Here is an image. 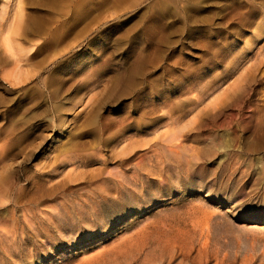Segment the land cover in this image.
Instances as JSON below:
<instances>
[{"label": "rangeland", "instance_id": "rangeland-1", "mask_svg": "<svg viewBox=\"0 0 264 264\" xmlns=\"http://www.w3.org/2000/svg\"><path fill=\"white\" fill-rule=\"evenodd\" d=\"M7 1L0 264H264V0Z\"/></svg>", "mask_w": 264, "mask_h": 264}, {"label": "bare ground", "instance_id": "bare-ground-1", "mask_svg": "<svg viewBox=\"0 0 264 264\" xmlns=\"http://www.w3.org/2000/svg\"><path fill=\"white\" fill-rule=\"evenodd\" d=\"M7 1V0H6ZM230 1V0H229ZM232 1V0H231ZM8 2V1H7ZM234 2V1H233ZM239 3V2H238ZM19 7V6H18ZM196 11V10H195ZM260 11H261V9H260ZM253 14V13H252ZM250 18V17H249ZM12 30H14V29H12ZM11 31V30H10ZM14 32V31H13ZM260 32V31H259ZM8 33V32H7ZM255 33H257V32H255ZM256 36H257V34H256ZM4 39V43H5V46L3 47V48H6V49H4V50H6V52H9L10 50L9 49H11L12 48V46L10 47V41H9V39H10V37H8V35L6 34L5 35V37L3 38ZM253 40V39H252ZM252 42H254V41H251V40H247L246 41V45H247V47L245 48V50H242V51H234V46H232V45H230L229 47H228V52L229 53H231V59H230V61L228 62V64H227V69H226V72H225V74H223V76H222V79H224L225 81H226V79H228V78H230V77H232V76H234V75H236L237 74V78L235 79L236 81L237 80H239L240 78L242 79V74H243V71L246 69V68H250V67H253V63H252V65L251 66H246L245 68H244V66L242 65H240L245 59H246V57H247V51L249 50V49H252V47H251V44L250 43H252ZM212 46V45H211ZM219 51V50H218ZM218 53V52H217ZM258 53H259V51H258ZM222 54V53H221ZM218 55V54H217ZM10 56H12V58H13V61L14 62H16L17 61V59L18 58H15V54H13V53H11L10 54ZM224 58V57H223ZM256 59H254V61H255ZM253 61V62H254ZM209 70V69H208ZM208 73V72H207ZM233 79V78H232ZM230 83H231V81H230ZM237 83V82H236ZM232 84V83H231ZM235 84V83H234ZM238 84V83H237ZM230 85V84H229ZM230 87V86H229ZM217 88H219V87H217ZM209 88H206L205 90H208ZM224 90H222V92H223Z\"/></svg>", "mask_w": 264, "mask_h": 264}]
</instances>
